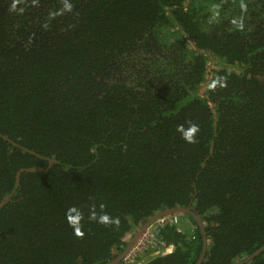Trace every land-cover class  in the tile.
<instances>
[{"label":"trees","instance_id":"1","mask_svg":"<svg viewBox=\"0 0 264 264\" xmlns=\"http://www.w3.org/2000/svg\"><path fill=\"white\" fill-rule=\"evenodd\" d=\"M25 149L56 163L0 208V264H107L192 199L200 264H237L264 244V0H0V200L48 164ZM188 217L133 264H196Z\"/></svg>","mask_w":264,"mask_h":264},{"label":"water","instance_id":"2","mask_svg":"<svg viewBox=\"0 0 264 264\" xmlns=\"http://www.w3.org/2000/svg\"><path fill=\"white\" fill-rule=\"evenodd\" d=\"M213 62L214 59L211 57L207 63V75H206V80L201 84V86L198 89V93L203 96V90L205 88L206 83L208 82L209 78H210V72L211 69L214 68L213 66ZM210 106L212 107L213 104L209 103ZM3 138H5L6 140H8L12 145L23 148L22 146L18 145L16 142L4 137L3 135H1ZM26 151H29L31 153H33L34 155L46 159L48 164L45 168H41V167H28V168H23V169H19L16 174H15V182H14V187L11 190V192L3 197L0 200V208L3 207L6 203L10 202L12 200V195L14 193V191L16 190L18 184H19V175L21 172L23 171H46L47 169H49L54 163H56V160L54 158H46L43 156H40L38 153L29 150V149H25ZM196 194V188H194V196ZM193 196V197H194ZM193 199L191 200V202L188 204V206L186 207H170V208H166L163 210H160L158 212H156L155 214H153L152 216H150L142 225H140L139 227L135 228L132 233H129L128 236L131 237L130 240L127 242L126 246L124 247V249L118 254V256H116L113 260H111L110 262H108L107 264H118L122 258L130 251V249L132 248V246L136 243V241L140 238V236L142 235V233L152 224L154 223L157 219H159L160 217L163 216H168V215H172V214H180V213H184L187 215H190L192 217V219L195 221L196 225L198 226L200 233H201V237H202V241H203V245H202V250H201V254L196 262V264H200L206 249H207V243H208V239H207V233L205 230V225L203 223V221L201 220V218L199 217V215H197L196 213H194L191 210V203H192ZM264 249V244L257 249L254 253L250 254L249 256H247L245 259L239 261L237 264H245L247 262H249L253 257H255L257 254H259L262 250Z\"/></svg>","mask_w":264,"mask_h":264},{"label":"built area","instance_id":"3","mask_svg":"<svg viewBox=\"0 0 264 264\" xmlns=\"http://www.w3.org/2000/svg\"><path fill=\"white\" fill-rule=\"evenodd\" d=\"M165 226H174L177 232H182V229L178 226L177 215L172 214L160 217L142 233L119 264H133L146 249L163 246L164 243L161 239L160 232Z\"/></svg>","mask_w":264,"mask_h":264},{"label":"clouds","instance_id":"4","mask_svg":"<svg viewBox=\"0 0 264 264\" xmlns=\"http://www.w3.org/2000/svg\"><path fill=\"white\" fill-rule=\"evenodd\" d=\"M178 131H181L183 134V138L188 142V143H192L194 142V134L197 131V127L195 125H191L189 127L188 130H184L183 126H178ZM175 215H179V214H175ZM182 232H186L185 230L182 229ZM123 259V258H122ZM120 263V262H119ZM118 263V264H119Z\"/></svg>","mask_w":264,"mask_h":264},{"label":"rangeland","instance_id":"5","mask_svg":"<svg viewBox=\"0 0 264 264\" xmlns=\"http://www.w3.org/2000/svg\"><path fill=\"white\" fill-rule=\"evenodd\" d=\"M178 226L185 230L186 232L190 231L191 228V222H190V218L188 217L187 214L184 213H180L178 215Z\"/></svg>","mask_w":264,"mask_h":264}]
</instances>
